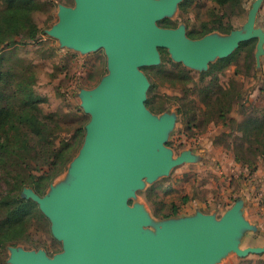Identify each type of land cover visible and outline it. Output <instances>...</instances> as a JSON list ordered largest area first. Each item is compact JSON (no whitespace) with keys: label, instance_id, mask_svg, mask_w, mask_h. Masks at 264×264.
<instances>
[{"label":"water","instance_id":"water-1","mask_svg":"<svg viewBox=\"0 0 264 264\" xmlns=\"http://www.w3.org/2000/svg\"><path fill=\"white\" fill-rule=\"evenodd\" d=\"M62 6L60 21L49 34L80 51L104 48L109 74L93 90H83L86 125L84 143L69 165L68 186L40 196L25 188L52 221L53 233L64 245L54 258L44 252L14 249L13 264H219L229 254L246 257L264 247H243L248 232H258L244 215L246 198L238 199L220 218L201 211L167 218L147 229L152 217L129 200L143 188L184 163L207 162L166 146L176 114L156 117L149 110L150 83L141 68L156 65L159 48H167L176 63L207 70L215 59L232 55L241 43L257 39V69L264 55V28L257 16L264 0H255L240 30L228 36H187L183 27L166 28L181 0H75ZM53 184V183H52ZM50 185V187L52 186Z\"/></svg>","mask_w":264,"mask_h":264},{"label":"rangeland","instance_id":"rangeland-1","mask_svg":"<svg viewBox=\"0 0 264 264\" xmlns=\"http://www.w3.org/2000/svg\"><path fill=\"white\" fill-rule=\"evenodd\" d=\"M34 1L38 6L33 10V19L40 29L37 39L28 38L27 28L0 25V67L18 74L22 71L35 74V88L44 98L40 104L44 114L57 111L68 114L69 124L64 126L63 136L70 135L76 127L89 123L91 119L84 111L81 92L95 89L109 74L108 56L104 48L83 52L64 45L58 37L49 34L60 21L61 7H75V0ZM254 1L244 0L242 8H230L219 6L212 0H181L174 14L161 20L159 25L165 27V21L169 20L172 27L166 28L183 27L190 38L192 32L201 30L206 24L226 28L231 25L228 32L214 30L206 34L228 36L243 28ZM258 25H264V14H260ZM13 41L16 44H12ZM159 53L158 64L143 66L141 70L150 83L147 99H155L153 105H164L167 111L148 108L156 117L164 113L176 114L175 128L166 142L176 156L190 151L203 156L207 162L184 163L153 182L144 180L143 188L129 200L130 206L140 204L150 214L153 222L147 229L155 232L165 220L163 215L172 214L174 206L178 211L170 218L186 217L198 211L220 218L236 200L245 197L250 217L263 225L264 134L253 133L252 121L258 119L264 124V55L261 70L256 68L255 48L251 58L242 51L225 70L205 79H202V73L209 71L218 58L206 71L189 67L194 80L183 88L170 78V73L177 72V69L169 50L159 48ZM217 83L230 93L224 104L227 107L225 118L206 110L205 106L208 98L204 91L210 87L218 93ZM9 91L10 85L0 81V95ZM187 91L184 103L165 96L184 98ZM179 108L183 112H179ZM69 182L68 167L48 187L45 195L51 194L53 188L68 186ZM11 183L10 176L0 169V198L13 192ZM1 213L2 210L0 219ZM27 217L19 241L0 249V264H13L10 258L14 249L42 251L49 258L64 251L63 242L53 233L52 221L39 205L38 212L35 210ZM258 236L252 233L244 238L243 247L257 243ZM219 264H264V253L246 258L231 253Z\"/></svg>","mask_w":264,"mask_h":264},{"label":"trees","instance_id":"trees-1","mask_svg":"<svg viewBox=\"0 0 264 264\" xmlns=\"http://www.w3.org/2000/svg\"><path fill=\"white\" fill-rule=\"evenodd\" d=\"M212 1L219 6L230 8H242L244 3V0ZM37 6L34 0H0V25L27 28L28 38L36 40L40 29L33 19V10L37 9ZM165 24L167 27H172L169 20H166ZM231 29V25L226 28L224 25L210 27L206 24L201 30L192 32L190 36L199 38L214 30L228 32ZM257 42V39H251L241 43L232 55L219 59L210 66L209 71L202 73V79L225 70L242 51L251 58ZM11 43L16 44L14 41ZM173 65L177 72H171L170 78L175 83L181 84L183 88H187V85L194 80L192 70L182 63L173 62ZM0 81L10 85V91L0 95V169L12 179L13 191L0 198V210H2L0 249L3 250L9 244L15 245L19 241L26 227L27 214L35 210L38 212V204L24 198L23 190L32 188L38 195H45L48 187L67 171L81 149L88 121L76 127L72 134L63 136L64 126L69 124V115L59 111L44 114L40 106L44 98L35 88V74L28 71L18 74L14 70L4 71L0 67ZM219 86L218 84V93L210 90V87L204 91L208 98L205 106L206 110H211L215 114L218 113L219 117L225 118L227 107L224 104L230 93ZM165 96L184 103L188 91L184 98ZM154 100L149 98L146 102L147 106L159 112L167 111L164 105L154 106ZM178 111L183 112V109L179 108ZM252 122L255 131L253 133L264 134V124L258 119ZM262 153L264 154V149ZM177 211V207L174 206L172 214H176ZM172 214H165L163 217L167 219Z\"/></svg>","mask_w":264,"mask_h":264},{"label":"crops","instance_id":"crops-1","mask_svg":"<svg viewBox=\"0 0 264 264\" xmlns=\"http://www.w3.org/2000/svg\"><path fill=\"white\" fill-rule=\"evenodd\" d=\"M263 11H264V1H263V4H262V6H261V9H260V11H259V13H258V16H257V22H259V17H260V14H264L263 13ZM260 26V25H259ZM260 27H262V28H264V25H261ZM247 197V199H248V195L246 196ZM237 201V200H236ZM234 205V204H233ZM232 205V206H233ZM231 206V207H232ZM231 207H229V208H231ZM229 208H227L225 211H224V213L229 209ZM203 213H206V212H203ZM206 214H210V213H206ZM263 214V213H262ZM191 215V214H190ZM244 215H245V217H246V219L251 223V224H253V225H255V226H257L258 227V232H248L247 233V237H249V235H251L252 233H256V234H258L259 236H258V241H257V243H255V244H248V246L247 247H264V224L262 225L260 222H258L257 221V219H254V218H252V217H250V215H249V211H248V206H247V204L245 203V207H244ZM246 237V238H247ZM262 254V253H261ZM250 255H260V254H255V253H250L248 256H250ZM248 256H246V257H248ZM246 257H244V258H246ZM242 258V257H241Z\"/></svg>","mask_w":264,"mask_h":264}]
</instances>
